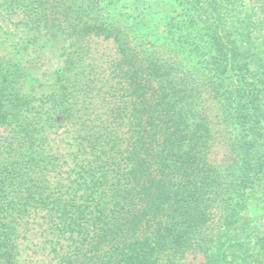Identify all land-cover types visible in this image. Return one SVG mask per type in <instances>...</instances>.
Returning a JSON list of instances; mask_svg holds the SVG:
<instances>
[{
  "label": "trees",
  "instance_id": "obj_1",
  "mask_svg": "<svg viewBox=\"0 0 264 264\" xmlns=\"http://www.w3.org/2000/svg\"><path fill=\"white\" fill-rule=\"evenodd\" d=\"M260 2L3 0L24 26L58 42L68 35L69 48L112 41L125 101L103 96L88 104L91 112H126L81 122L91 124L83 135L93 158L66 196H55L54 180L25 176L45 167L48 120L77 123L84 116L77 98L96 86L77 66L62 69L44 96L47 117L36 113L35 120L31 112L42 104L4 87L11 100L0 92V125L11 115L20 131L15 152L0 160V264L19 263L20 235L41 212L65 241L54 243L49 264H180L189 255L202 264H264ZM81 80L88 85L81 88ZM218 138L221 159L212 156ZM253 194L260 210L254 217Z\"/></svg>",
  "mask_w": 264,
  "mask_h": 264
},
{
  "label": "rangeland",
  "instance_id": "obj_2",
  "mask_svg": "<svg viewBox=\"0 0 264 264\" xmlns=\"http://www.w3.org/2000/svg\"><path fill=\"white\" fill-rule=\"evenodd\" d=\"M0 4L3 5V0H0ZM259 6L264 16V0H261ZM20 20L21 15L10 14L0 6V73L3 74V79L0 75V92L3 91L4 87H10L9 91L12 90L11 88L19 91L30 101L32 106L42 104V109L36 107L31 112L30 117H34L35 120L39 117L36 113L43 115V119L47 117L46 110L49 103L46 102L47 99L44 96L51 92L49 86L57 80L56 76L60 75L62 69L70 71L73 66H77L80 77H87L90 81V85H88L81 80V88L86 84L89 87L96 86L85 93L84 97H81V92L77 98L81 106L75 108H78L79 111L81 109L78 114H84L82 118H76L77 123L66 125L67 122L65 119L62 120V117H58L55 121L48 120L45 167L36 169L31 175L26 174L27 176H25V180H54L52 194L66 196L64 192L67 191L68 186L72 185L71 181L81 180L79 178L83 170L89 168L90 164L85 165V160L93 158L87 152L89 149L85 147L86 141L83 135V131L86 130L85 126H91V124L85 122L82 125L81 122H84V119H111L114 114H120L121 117L125 116L126 111L124 113L112 111L110 114L107 110L103 112L99 109L97 112H91L88 104L89 99L93 103H98L103 96L109 101L112 99V102H119L120 105H123L125 101L124 96L121 95L122 84L118 83L113 67V62L116 59L115 45L112 41L94 39L82 43L80 50L77 45L69 48L70 37L68 35L65 39L69 40L58 42L45 37L44 32H38L33 26H24ZM62 42L64 43L62 44ZM154 44L156 45V43ZM75 48L77 49L76 52ZM73 52L74 54H72ZM75 75L78 76L79 74L75 73ZM105 89L109 90L108 95H104ZM9 91L2 92L6 93V99L2 95L4 101L11 100ZM116 115L115 117L118 118ZM8 120L4 125H0V160L2 156L8 157L7 152H15L14 150L18 147L15 144L17 142H14L12 138L20 129L15 126L11 115ZM28 128L31 129V127ZM31 133H35V129H31ZM34 135L37 136L36 133ZM35 143L39 142L35 141ZM212 148V156L221 159L225 153V147L220 138L214 142ZM15 162L20 161L17 159ZM91 164L94 166L95 162ZM83 165H85L84 168ZM14 166L20 168L19 164ZM21 173L22 171L19 174ZM56 182L58 183L57 187ZM249 212L252 217L260 214L254 194L251 195ZM44 214L41 212L37 214V218H30L29 223H32L20 235L19 253L16 257L20 260L18 264H49V259L53 256L51 250L55 245L54 243L62 242L65 244L64 239L57 238L51 233L48 218ZM185 258L180 264H202L200 256L189 255Z\"/></svg>",
  "mask_w": 264,
  "mask_h": 264
}]
</instances>
